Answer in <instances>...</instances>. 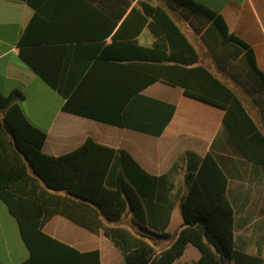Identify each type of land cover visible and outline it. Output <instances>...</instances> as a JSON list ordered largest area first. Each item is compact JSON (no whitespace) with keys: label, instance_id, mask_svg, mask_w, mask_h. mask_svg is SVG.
Instances as JSON below:
<instances>
[{"label":"trees","instance_id":"16d2710c","mask_svg":"<svg viewBox=\"0 0 264 264\" xmlns=\"http://www.w3.org/2000/svg\"><path fill=\"white\" fill-rule=\"evenodd\" d=\"M23 1L35 14L18 43L20 59L64 98L65 112L161 137L176 107L143 91L156 83L180 87L186 97L223 110V126L240 157L264 164L262 129L237 92L200 64L194 45L164 7L153 0ZM169 2L210 22L224 44L242 49L250 80L264 87L254 50L230 33L219 13L194 0ZM144 30L153 38L150 47L139 43ZM23 99L19 90L8 96L0 92V200L29 252L23 264H101L99 250L81 252L44 232L57 215L103 235L125 264H174L188 245L201 254L191 264H228V259L264 264L261 257L232 247L228 180L211 154L185 155L187 190L173 198V170L151 176L126 151L91 137L62 156L45 154L47 134L25 117ZM178 202L182 228L157 252L146 235L172 239L151 230H165ZM127 213L144 235L120 224Z\"/></svg>","mask_w":264,"mask_h":264},{"label":"crops","instance_id":"0c3cea01","mask_svg":"<svg viewBox=\"0 0 264 264\" xmlns=\"http://www.w3.org/2000/svg\"><path fill=\"white\" fill-rule=\"evenodd\" d=\"M194 1L223 17L230 33L254 50L258 69L264 73V0ZM153 2L169 12L194 45L200 56V64L210 69L240 97V92L248 94L247 109L263 132L264 87L253 79L250 80L244 51L237 46L224 44L207 20L177 8L169 0ZM34 14V9L23 0H0V92L5 96L15 90L22 92L24 99L19 105L25 117L47 134L43 152L62 156L76 150L91 137L101 145L126 151L151 176L162 177L173 170L170 178L173 187L169 191L173 198H182L187 190L185 175L188 159L184 160L185 155L193 153L204 159L211 154L228 180L227 197L234 210L232 247L251 256L261 257L264 261V164L248 162L240 157L223 126L224 111L186 97L180 87L156 83L145 89L143 94L176 107L174 118L161 137L65 112L64 98L28 68L19 56L18 43ZM138 40L143 46L150 47L153 43L148 30H144ZM218 42L223 45H217ZM209 53L214 56L203 63L201 54ZM232 55L237 56L235 66ZM240 77L248 78L249 82L241 83L242 81H238ZM242 101L244 102L243 99ZM254 151L258 149L255 148ZM125 216L129 224L132 222L137 227L136 231L123 223ZM125 216L120 224L134 235H144L133 215L127 213ZM182 224L178 202L165 230H151L158 234H168L172 239L158 240L146 235V240L159 252L175 239ZM3 229L7 231L2 234L5 238L3 246H11L13 242L10 240L13 238L18 247L27 251V261L29 252L22 241L18 223L0 200V231ZM44 232L81 252L99 250L101 264H125L122 254L103 235H95L63 216L53 217L45 225ZM159 243L162 245H158ZM10 253L11 250H8L6 255ZM200 257V252L188 245L183 256L174 264H191ZM0 261L7 264L1 258ZM228 264H232L230 259Z\"/></svg>","mask_w":264,"mask_h":264},{"label":"rangeland","instance_id":"374dc122","mask_svg":"<svg viewBox=\"0 0 264 264\" xmlns=\"http://www.w3.org/2000/svg\"><path fill=\"white\" fill-rule=\"evenodd\" d=\"M203 24V23H202ZM217 45H223L222 43H216ZM217 55V54H216ZM215 55V57H216ZM214 55L209 53V54H201L202 57V61L203 63H207V60L210 59L211 57H213ZM219 56V55H218ZM236 59L237 56L232 55V60H233V64L234 66L236 65ZM238 81H242L241 83H245L247 84L249 82L248 78L245 77H240V80ZM241 98L244 100L245 104L248 106V101L247 100V95L245 93H241ZM123 223H127L128 225H130V227L132 228V230H135V225L131 222L130 224L128 223V218H126V216L124 217ZM7 233V231L5 229L2 230V232L0 231V258L6 262L7 264H23L25 262V260L27 259V251L26 250H22V248L18 247V245H16L14 243L15 240H13V238H11V242H13V244L11 246H3L2 241H5V238L2 237V234ZM12 237V236H11ZM9 239V238H8ZM158 245H162L161 243H159ZM8 250H11V253L9 255H6V252L8 253ZM12 259V260H8V259Z\"/></svg>","mask_w":264,"mask_h":264},{"label":"water","instance_id":"95a60500","mask_svg":"<svg viewBox=\"0 0 264 264\" xmlns=\"http://www.w3.org/2000/svg\"><path fill=\"white\" fill-rule=\"evenodd\" d=\"M263 133H264V128H263Z\"/></svg>","mask_w":264,"mask_h":264}]
</instances>
